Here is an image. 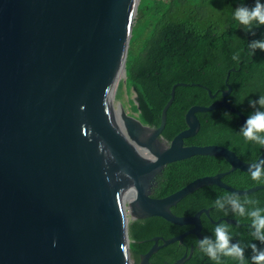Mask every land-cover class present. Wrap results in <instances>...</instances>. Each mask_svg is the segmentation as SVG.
<instances>
[{"label": "water", "instance_id": "obj_1", "mask_svg": "<svg viewBox=\"0 0 264 264\" xmlns=\"http://www.w3.org/2000/svg\"><path fill=\"white\" fill-rule=\"evenodd\" d=\"M138 4L0 0V264H132L129 219L192 225L169 239L154 237L137 263L149 264L154 252L186 234L202 237L200 217L208 208L191 216L171 210L187 194L211 184L237 194L264 188L237 189L222 180L235 169L264 165V152L246 162L222 145L184 142L200 128L197 112L225 107L244 125V114L226 100L231 86L210 105L191 106L187 127L171 141L162 135L167 111L175 88L186 83L172 86L156 127L132 110L128 88L115 105ZM195 155L222 156L231 169L162 198L151 195L168 163Z\"/></svg>", "mask_w": 264, "mask_h": 264}, {"label": "trees", "instance_id": "obj_2", "mask_svg": "<svg viewBox=\"0 0 264 264\" xmlns=\"http://www.w3.org/2000/svg\"><path fill=\"white\" fill-rule=\"evenodd\" d=\"M260 2L264 3V0ZM255 3L256 0H139L125 83L136 94L134 99L131 98L132 110L138 113L142 123L153 127L160 124L162 109L170 98L172 86L178 82L186 85L175 88L173 103L167 111L162 135L168 141L187 127L185 115L191 106H208L221 99L227 85L232 88L227 102L240 110L246 119L257 110L264 111V107L258 104L253 107L249 103L264 95V51L256 49L255 55H251L248 47L252 40H264V25L255 27V35H252L234 17L237 7H252ZM236 53H239L238 61L233 59ZM232 68L234 70H230ZM208 89L215 95L211 96ZM196 115L200 128L194 136L184 139L186 145H222L246 162H255L264 152V146L243 137L239 116L227 108L219 107ZM230 169L231 165L222 156L195 155L170 162L156 176L151 195L162 198L198 177ZM222 180L237 189L264 185L254 181L250 172L241 169L230 171ZM233 194L239 197L245 213L264 209V188L237 194L214 184L202 186L171 207L178 216H191L208 208L209 214L202 213L200 217L202 237L186 234L182 242L175 241L154 252L149 264H172L185 254L186 258L180 264H216L200 250L199 241L207 236L214 243L215 227L220 223L228 226L226 231L231 243H239L244 248L245 264H253L252 257L257 251H264V242L252 236L255 230L251 227V218L233 210L229 203ZM217 199L223 204L222 209L215 205ZM227 218L235 219L237 223H231ZM190 228L192 225H178L160 216L129 219L133 264L139 263L141 255L153 246L154 237L169 239ZM162 243L159 240V244ZM252 244L256 245L255 249ZM220 264L240 262L221 256Z\"/></svg>", "mask_w": 264, "mask_h": 264}, {"label": "clouds", "instance_id": "obj_3", "mask_svg": "<svg viewBox=\"0 0 264 264\" xmlns=\"http://www.w3.org/2000/svg\"><path fill=\"white\" fill-rule=\"evenodd\" d=\"M234 17L245 29L255 35L254 28L260 25H264V3L260 0H256V3L252 7L240 6L237 7L234 13ZM251 50L250 54L255 55V50L259 49L264 51V40H252L249 45ZM234 60H239V53L233 56ZM250 106L255 107L257 104L264 107V95L260 96L258 100L250 101ZM243 137L247 141L256 142L257 144L264 146V111L257 110L253 115L249 116L241 127ZM249 171L251 178L259 183H264V165H258L253 170L250 166ZM250 202V201H246ZM258 203V201H256ZM215 205H219L223 208V204L220 203L219 199L215 202ZM232 208L240 216L247 215L251 218V227L255 230L252 232V236L264 242V209H253L250 212L245 213V208L240 203L239 197L233 194V198L229 200ZM228 226L224 223L217 224L215 227V242L213 243L207 236L199 241L200 250L206 254L216 264H220V257H228L238 260L240 264H245L244 261V248L239 243H231V237L229 236L226 228ZM53 241V246H55ZM253 249L256 248L255 244H252ZM253 264H264V251H257L256 255L252 257Z\"/></svg>", "mask_w": 264, "mask_h": 264}, {"label": "rangeland", "instance_id": "obj_4", "mask_svg": "<svg viewBox=\"0 0 264 264\" xmlns=\"http://www.w3.org/2000/svg\"><path fill=\"white\" fill-rule=\"evenodd\" d=\"M136 17H137V14H135V16H134V23H135ZM120 76H121L120 77V81L122 82V80H123V83H122V86H121L120 90L118 91L117 99L114 100L115 105L124 97V95H125V93L127 91V85L125 83L126 80L124 81L125 75L122 74ZM130 91L136 96V94H135L133 89H131ZM130 260H131V263L133 264L134 261H133L132 257L130 258Z\"/></svg>", "mask_w": 264, "mask_h": 264}, {"label": "bare ground", "instance_id": "obj_5", "mask_svg": "<svg viewBox=\"0 0 264 264\" xmlns=\"http://www.w3.org/2000/svg\"><path fill=\"white\" fill-rule=\"evenodd\" d=\"M123 74V71H122V73L120 74V75H122ZM113 96V95H112ZM112 99H113V97H112ZM132 197H133V194L131 193V195H130V198L132 199ZM130 200V199H129Z\"/></svg>", "mask_w": 264, "mask_h": 264}]
</instances>
